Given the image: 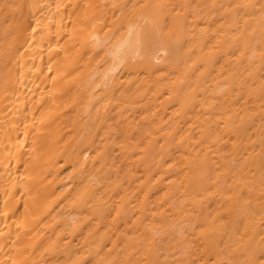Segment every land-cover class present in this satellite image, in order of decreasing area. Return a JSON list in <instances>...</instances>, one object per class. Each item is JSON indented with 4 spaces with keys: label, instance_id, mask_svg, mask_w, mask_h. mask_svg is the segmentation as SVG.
I'll use <instances>...</instances> for the list:
<instances>
[{
    "label": "bare ground",
    "instance_id": "6f19581e",
    "mask_svg": "<svg viewBox=\"0 0 264 264\" xmlns=\"http://www.w3.org/2000/svg\"><path fill=\"white\" fill-rule=\"evenodd\" d=\"M0 264H264V0H0Z\"/></svg>",
    "mask_w": 264,
    "mask_h": 264
}]
</instances>
